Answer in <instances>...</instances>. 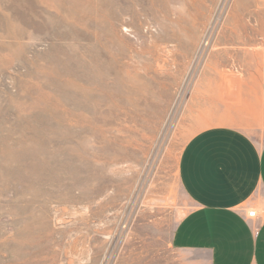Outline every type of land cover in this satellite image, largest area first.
I'll return each mask as SVG.
<instances>
[{"label": "rangeland", "instance_id": "1", "mask_svg": "<svg viewBox=\"0 0 264 264\" xmlns=\"http://www.w3.org/2000/svg\"><path fill=\"white\" fill-rule=\"evenodd\" d=\"M264 0H0V264H172L187 142L264 141Z\"/></svg>", "mask_w": 264, "mask_h": 264}, {"label": "crops", "instance_id": "2", "mask_svg": "<svg viewBox=\"0 0 264 264\" xmlns=\"http://www.w3.org/2000/svg\"><path fill=\"white\" fill-rule=\"evenodd\" d=\"M179 177L193 207L171 234L172 264H264V141L234 125L207 127L184 147Z\"/></svg>", "mask_w": 264, "mask_h": 264}, {"label": "built area", "instance_id": "3", "mask_svg": "<svg viewBox=\"0 0 264 264\" xmlns=\"http://www.w3.org/2000/svg\"><path fill=\"white\" fill-rule=\"evenodd\" d=\"M263 208H264V204H263ZM248 216L250 219H256L259 216L258 209L253 208V209L249 210Z\"/></svg>", "mask_w": 264, "mask_h": 264}]
</instances>
